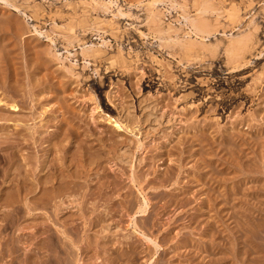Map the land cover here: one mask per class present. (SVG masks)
I'll use <instances>...</instances> for the list:
<instances>
[{"label": "rangeland", "instance_id": "374dc122", "mask_svg": "<svg viewBox=\"0 0 264 264\" xmlns=\"http://www.w3.org/2000/svg\"><path fill=\"white\" fill-rule=\"evenodd\" d=\"M97 1L0 0V99L10 87L26 106L32 94L34 115L45 110L36 136L61 143L46 154L63 159L58 172L84 177L49 186L67 191L65 202L40 207V191L33 218L0 201V264H264V0ZM183 17L209 29L194 34ZM241 35L252 48L230 60ZM59 235L70 243L58 263L49 249Z\"/></svg>", "mask_w": 264, "mask_h": 264}, {"label": "bare ground", "instance_id": "6f19581e", "mask_svg": "<svg viewBox=\"0 0 264 264\" xmlns=\"http://www.w3.org/2000/svg\"><path fill=\"white\" fill-rule=\"evenodd\" d=\"M95 4H100L97 0H92ZM103 1V0H102ZM110 1V4L112 3L113 4V2H114V0H109ZM163 0H152V1H150V2H148V4L147 5H150V6H152V7H157L158 5H159V3H161ZM199 1V0H198ZM197 1V2H198ZM207 1H209V0H207ZM202 2H204V1H202ZM201 2V3H202ZM90 3V2H89ZM200 3V4H201ZM205 3V2H204ZM207 3V2H206ZM209 3V2H208ZM208 3H207V5H208ZM239 3V2H238ZM241 3V2H240ZM88 3H86V5H87ZM199 4V3H198ZM203 4V3H202ZM237 5V4H236ZM116 6V5H115ZM142 6V5H141ZM240 6V5H239ZM15 7V6H14ZM90 7V6H89ZM102 7H104L105 9H107L108 10V5L106 4V5H103ZM120 7V6H119ZM237 7V6H236ZM242 7V6H241ZM213 8V7H212ZM218 8V7H217ZM198 9H200V8H198ZM215 9V8H214ZM16 10H17V8H16ZM92 10H93V8H92ZM91 10V11H92ZM98 10V9H97ZM201 10V9H200ZM202 10H206V9H202ZM201 10V11H202ZM207 10H208V8H207ZM129 11V10H128ZM151 12L149 13V15H148V18H149V16H150V21L151 22H156V19H157V14L153 11V10H150ZM93 12V11H92ZM209 12V11H208ZM251 12V11H250ZM128 13V12H127ZM190 13V12H189ZM200 13H202V12H200ZM207 13V12H206ZM206 13H202V14H206ZM210 13V12H209ZM215 13V12H214ZM120 15H125L124 14V12H120L119 13ZM27 15V14H26ZM159 15V14H158ZM113 16H114V14H113ZM116 16V15H115ZM227 16V15H226ZM120 17V16H119ZM237 17V16H236ZM239 17V16H238ZM133 18V17H132ZM183 18H185L186 19V21L187 22H189V27L191 28V31L194 33V34H203L204 32H205V34H206V29H207V27H208V24L209 23H207L206 22V24L205 23H203V22H198V20H196L195 18H192V17H183ZM120 19V18H119ZM258 19V18H257ZM239 20V19H238ZM158 21V20H157ZM161 21V20H160ZM237 22V21H236ZM263 22V21H262ZM108 23V22H107ZM225 23V22H224ZM257 23V22H256ZM157 24V23H156ZM107 25V24H106ZM257 25V24H256ZM259 25V24H258ZM34 26V25H33ZM155 26V25H154ZM153 26V27H154ZM160 26H161V24H160ZM223 26V25H222ZM96 27V26H95ZM255 27V26H254ZM120 28V27H119ZM257 28V27H256ZM208 29H209V27H208ZM254 30H255V28H253ZM259 29V28H258ZM34 30L39 34V35H41L42 34V32H40L39 30H37L35 27H34ZM161 30H163V28L161 29ZM165 30V29H164ZM250 30H252V28L250 29ZM260 30V29H259ZM157 31H159L160 32V30L159 29H157ZM189 31V30H188ZM249 32H251V31H249ZM248 32V33H249ZM254 32V31H253ZM253 32H251V33H253ZM215 33V32H214ZM247 33V35L248 36H250V34H248ZM222 34V33H221ZM244 34V33H243ZM212 35V34H211ZM245 35H246V32H245ZM146 36V35H145ZM233 36V35H232ZM239 36V35H238ZM248 36H240L239 38H237V39H235V40H232L231 41V44H230V46L227 48V51H225V52H228L229 53V55H230V60L231 59H234V58H237V59H239V58H244L245 57V54H247V52H249L250 50H251V48H252V46L250 47V43H249V37ZM252 36V35H251ZM253 37V36H252ZM51 38V37H50ZM251 38V37H250ZM48 39V38H47ZM231 39V38H230ZM49 40V39H48ZM51 40V39H50ZM258 40V39H257ZM190 41V40H189ZM229 41V40H228ZM254 41V40H253ZM252 41V42H253ZM54 42V41H53ZM167 42V41H166ZM191 42V41H190ZM55 43V42H54ZM176 43H177V41H176ZM192 43V42H191ZM205 44V43H204ZM91 46L90 47H88V48H82L84 51L83 52H85V51H90L91 53H92V51L94 52V51H96L94 48H95V44L94 45H92V44H90ZM207 45V44H206ZM206 45H205V48H206ZM253 45V44H252ZM85 46V45H84ZM83 46V47H84ZM225 46V45H224ZM261 46V45H260ZM87 47V46H86ZM218 50V49H217ZM90 52H89V54H90ZM86 53V52H85ZM264 53V49H262V50H260V55L261 54H263ZM90 56V55H89ZM246 58V57H245ZM229 60V61H230ZM249 60V59H248ZM236 61V60H235ZM238 61V60H237ZM251 61V60H250ZM235 63V62H234ZM241 63V62H240ZM239 63V64H240ZM233 67V66H232ZM234 69H236V71H241V69H243V68H241V65H238V64H235V66H234ZM238 69H240V70H238ZM263 69V68H262ZM233 70V69H232ZM68 71V70H67ZM13 72V71H12ZM262 72V71H261ZM233 73V72H232ZM263 73V72H262ZM264 74V73H263ZM3 77V76H2ZM0 78H1V76H0ZM19 78V77H18ZM34 79V78H33ZM262 79V78H261ZM23 81V80H22ZM33 83V82H32ZM217 83L219 84V81H217ZM7 84V83H6ZM28 85V84H27ZM31 86V85H30ZM225 86V85H224ZM61 87V86H60ZM216 87V86H215ZM222 87V86H221ZM33 90V89H32ZM14 92H16V91H13L12 90V88H10V87H7L3 92H2V94L4 93L5 94V97H3V99H0V106L1 105H6V106H8V107H10V110L9 109H5L6 110V115H7V111H12V112H14V116H16V117H13V115H11L12 117H9V116H6L5 114L3 115V113L1 112V114H0V154H3L4 156V159H3V161H4V165H1L2 167L4 166V168L2 169L1 167V170H0V176L3 178V179H0V182H1V180H2V182H1V185L2 184H4V186H3V189H2V191L1 192H3V191H5L3 194L2 193H0V201H2L1 203H3L4 201H6L5 203L7 204V205H15L16 206V204L17 205H24V206H26L27 207V209H23V210H27V211H24L25 213L27 212L30 216L32 215V212H33V210H34V208H32L31 206H30V204H33V203H31V202H33L35 199H32V198H34L40 191H42L43 193L42 194H40V195H38L39 196V198H37V199H39L38 201H42L43 203H44V205H41L40 207H43V206H45V204L47 205L48 203H54L53 201H55V200H57V199H59V201L61 202V201H64V199H66V198H68L69 196H71V195H69L68 196V194H67V191L66 192H64V190H60V191H57V190H59V189H62V187H59V189L58 188H53V190L54 189H57L55 192H52V189H48L49 188V186H53L54 185V181H58V180H61L60 181V183L59 184H61L62 183V181H63V179H64V177H68V176H70L69 178L70 179H72L73 177H81V176H83V173L81 174V176H80V173L81 172H79V174H75V173H77V171H75V170H77V168H78V164H77V168L74 170L75 171V173H72V172H70V174L67 176V174H65V172L63 173V172H61V171H59V172H61V174L58 172V164L61 162H63V159H62V161H60L59 163H57L56 162V166H55V162H53V160L52 159H54V157L52 156V157H50V154L48 155V154H46V152L49 150V148H50V146L51 145H54L55 143H56V141H53L52 140V136H53V132L51 131V132H49V131H47V133H48V136H46L45 138H47V139H43V141H42V137H40V136H36V134H38V135H41V134H39V133H36V130L34 131L33 130V123H34V125L36 124V118L34 117V116H37V115H34V111L33 110H35V105H37L35 102H36V99L37 100H39L38 98H35V104H31L32 102H33V98H32V96H30V95H32V94H29V96H28V99H29V102H26L27 103V105L26 106H24V105H19V103H17L16 101H15V98H14V96L16 95ZM29 93V92H28ZM19 94H20V91H19ZM33 94H34V92H33ZM37 94V93H36ZM0 95H1V93H0ZM26 95H28V94H26ZM25 95V96H26ZM19 96V95H18ZM21 96V95H20ZM62 96V95H61ZM27 97V96H26ZM0 98H2V96L0 97ZM8 99L7 101L6 100H4V99ZM22 98V97H21ZM57 98V97H56ZM261 98V97H260ZM16 99H18V98H16ZM42 99V98H41ZM25 100V99H24ZM27 100V99H26ZM28 101V100H27ZM32 101V102H31ZM39 102V101H38ZM23 103V102H22ZM25 103V104H26ZM3 107H5V106H3ZM28 108V111H29V115H27V117L25 116V117H23L22 115V117L21 116H18L17 117V115H16V113L17 112H21L22 111V108H23V110H24V108ZM211 108V107H210ZM4 109H2V111H3ZM4 110V111H5ZM25 110H27V109H25ZM3 111V112H4ZM33 111V112H32ZM36 111V110H35ZM24 112V111H23ZM26 112V111H25ZM44 112H45V110L43 111V113H36V114H41V117H42V115H43V117H44ZM24 114V113H23ZM9 115V114H8ZM19 115V114H18ZM40 116V115H39ZM20 117H21V119H20ZM41 117H38L37 116V120H38V118H41ZM43 117L40 119V121H43L42 119H43ZM23 118L25 119V120H23ZM26 118H28L27 120H26ZM12 120V121H11ZM67 120V119H66ZM39 121V120H38ZM48 121V120H47ZM10 122H12V123H10ZM32 122V123H31ZM37 123H39V122H37ZM41 123V122H40ZM39 123V124H40ZM41 124H43V123H41ZM48 123L46 122V125H47ZM45 125V123H44V126H46ZM36 126H37V124H36ZM40 126V125H39ZM42 127H43V125H41ZM55 126V125H54ZM62 126V125H61ZM71 126V125H70ZM118 126V125H117ZM123 126V125H122ZM35 127V126H34ZM59 127V126H58ZM118 127H120V125L118 126ZM36 128V127H35ZM39 128V127H38ZM47 128V127H46ZM60 128V127H59ZM66 128V127H65ZM45 129V128H44ZM68 129V128H67ZM41 130H42V128H41ZM47 130H48V128H47ZM59 130V129H58ZM39 131V130H38ZM71 132V131H70ZM73 132V131H72ZM80 132V131H79ZM52 133V134H51ZM61 133V132H60ZM68 133V132H67ZM56 134L57 133H55V136H56ZM66 134V133H65ZM72 134V133H71ZM69 136H70V134H69ZM37 137V138H36ZM41 139H40V138ZM58 137V136H57ZM67 137V136H66ZM79 137V136H78ZM261 138V137H260ZM53 139H56V137H53ZM60 139V138H59ZM82 139V138H81ZM85 139V138H84ZM76 140H77V138H76ZM64 141V140H63ZM78 141V140H77ZM76 141V142H77ZM202 141V140H201ZM59 142H60V140H59ZM61 142H62V139H61ZM98 142V141H97ZM63 143V142H62ZM80 143V142H79ZM231 143V142H230ZM56 144H60V146H61V143H56ZM64 144V143H63ZM261 144V143H260ZM65 145V144H64ZM78 145V144H77ZM60 146H59V148H60ZM81 146H82V144H81ZM254 146V145H253ZM48 147V148H47ZM45 148H47V151H45L44 149ZM93 148V147H92ZM238 148V147H237ZM264 148V147H263ZM58 149V148H57ZM68 149V148H67ZM43 150V152H41ZM52 150V149H51ZM59 150V149H58ZM77 150V149H76ZM84 150V149H83ZM97 150V149H96ZM240 150V149H239ZM45 151V152H44ZM56 151V150H55ZM79 151V150H78ZM44 153L45 154V158H43L42 160H40L41 158H42V155L43 154H41V157H40V154L39 153ZM71 152V151H70ZM69 152V153H70ZM76 152V151H75ZM84 152V151H83ZM96 152V151H95ZM48 153H50L49 151H48ZM53 153V152H52ZM62 153H64V152H62ZM82 153V152H81ZM98 153H100V152H98ZM79 154V153H78ZM53 155V154H52ZM80 155V154H79ZM0 156H2V155H0ZM59 156V155H58ZM77 156V155H76ZM84 156V155H83ZM103 156V155H102ZM91 157V156H90ZM95 157V156H94ZM107 157V156H106ZM62 158V157H61ZM65 158V157H64ZM75 158V157H74ZM100 158V157H99ZM134 158V157H133ZM1 159V158H0ZM76 159V158H75ZM80 159V158H79ZM91 159H92V157H91ZM90 159V160H91ZM97 159V158H96ZM96 159H94V161L96 160ZM234 159V158H233ZM72 160V159H71ZM2 161V160H1ZM0 161V162H1ZM2 161V162H3ZM57 161V160H56ZM65 161V160H64ZM92 161V160H91ZM93 161V162H94ZM98 160H96V162H97ZM169 161V160H168ZM78 162V161H77ZM87 162V161H86ZM89 162V161H88ZM92 162V163H93ZM95 162V163H96ZM208 162V161H207ZM247 162V161H246ZM82 163V162H81ZM80 163V164H81ZM85 163V162H84ZM90 163V162H89ZM91 163V164H92ZM98 163V162H97ZM68 165V164H67ZM132 165V164H131ZM255 165V164H254ZM84 166V165H83ZM85 166H87L86 164H85ZM84 166V167H85ZM88 166H90V164H88ZM74 167V166H73ZM76 167V166H75ZM89 168V167H88ZM65 169V168H64ZM247 169V168H246ZM256 169V168H255ZM248 170V169H247ZM63 171V170H62ZM82 171V170H81ZM85 171H87V170H85ZM82 172H84V170L82 171ZM67 173V172H66ZM89 173V172H88ZM63 174H65L66 176H64ZM86 173L84 172V175H85ZM93 174V173H92ZM236 175V174H235ZM86 177V176H85ZM82 178V177H81ZM80 178V179H81ZM84 178V177H83ZM82 178V179H83ZM133 178V177H132ZM80 179H77L78 181L80 180ZM65 180V179H64ZM67 180V179H66ZM65 180V181H66ZM73 180V179H72ZM129 180V179H128ZM134 180V179H133ZM136 180V179H135ZM134 180V181H135ZM167 180V179H166ZM65 181H63V182H65ZM71 181V180H70ZM70 181H67L68 183H69V185H70ZM74 181H76V179L74 180ZM74 181L73 182H71V184H73L74 183ZM77 181V182H78ZM66 182V183H67ZM66 183L65 184H63V188H65V185H66ZM79 183V182H78ZM82 183V182H81ZM122 183V182H121ZM135 183H136V181H135ZM141 183V182H140ZM53 184V185H52ZM76 184V183H75ZM75 184H73V185H75ZM0 185V186H1ZM55 185H56V183H55ZM77 185H79V184H77ZM202 185V184H201ZM62 186V185H61ZM66 186H68V184L66 185ZM143 186V185H142ZM239 186V185H238ZM70 187V186H69ZM71 187H74V186H71ZM77 187V186H76ZM51 188V187H50ZM75 188V187H74ZM80 188V187H79ZM78 187H77V189H79ZM148 188V187H147ZM77 189H76V191H77ZM0 190H1V187H0ZM49 190H51V192L52 193H50V192H47V191ZM67 190H69V188H67ZM75 190V189H74ZM80 190V189H79ZM120 190V189H119ZM69 191H73V190H69ZM75 191V192H76ZM94 191V190H93ZM88 192V191H87ZM146 192V191H145ZM69 193V192H68ZM95 195V194H94ZM230 195V194H229ZM244 195V194H243ZM75 196V195H74ZM209 196V195H208ZM241 196V195H240ZM64 197H66V198H64ZM87 197H89V196H87ZM98 197V196H97ZM210 197V196H209ZM230 197V196H229ZM255 197V196H254ZM64 198V199H63ZM74 198V197H73ZM73 198H72V200H73ZM83 198V197H82ZM143 198V197H142ZM165 198V197H164ZM32 199V200H31ZM63 199V200H62ZM70 199H71V197H70ZM102 199V198H101ZM146 199V198H145ZM208 199V198H207ZM232 199V198H231ZM237 199V198H236ZM245 199V198H244ZM210 199H208V201H209ZM58 201V202H59ZM67 202H68V200H66ZM71 201V200H70ZM75 200H73V203H75L74 202ZM100 201V200H99ZM185 201V200H184ZM210 201H212V200H210ZM41 202V203H42ZM65 202V201H64ZM63 202V203H64ZM128 202H129V204H130V201H127V204H128ZM132 202V201H131ZM141 202V201H140ZM224 202H225V200H224ZM77 203V202H76ZM82 203V202H81ZM145 203V204H144ZM143 204H144V206L143 207H140L139 208V206H138V208L140 209L139 211H138V209H136L138 212H140L141 214H143L144 216L146 215V212H147V210H149V209H147V204H146V202H144ZM148 203V202H147ZM38 204H39V202H38ZM58 204V203H57ZM116 204V203H115ZM149 204V203H148ZM261 204V203H260ZM2 205V204H1ZM5 205V204H4ZM34 205V204H33ZM36 206H37V201H36V204H35ZM34 205V206H35ZM60 205V204H59ZM67 205H68V203H67ZM66 205V206H67ZM73 205V204H72ZM134 205V204H133ZM24 206H22V207H24ZM49 206H51V204L49 205ZM61 206H64V204L62 205V203H61ZM69 206H71V202H70V205ZM129 206V205H128ZM127 206V207H128ZM132 206V205H131ZM130 206V207H131ZM38 207V206H37ZM36 207V208H37ZM46 207V206H45ZM54 207V206H53ZM68 207V206H67ZM78 207V206H77ZM124 207V206H123ZM3 208V207H2ZM5 208V207H4ZM10 208V207H9ZM18 208V207H17ZM20 208V207H19ZM18 208V209H19ZM49 208V207H48ZM47 208V209H48ZM60 207H57L56 209H57V211L58 210H60L59 209ZM63 208V207H62ZM69 208V207H68ZM120 208V207H119ZM134 208V207H133ZM137 208V207H136ZM1 209V208H0ZM12 209V208H11ZM39 209V208H38ZM38 209H37V211H38ZM55 209V208H54ZM53 209V210H54ZM65 209H67L66 207H65ZM91 209V208H90ZM96 209V208H95ZM135 209V208H134ZM22 210V211H23ZM36 210V209H35ZM80 210V209H79ZM128 210V209H127ZM130 210V209H129ZM128 210V211H129ZM9 211V210H8ZM127 211V212H128ZM137 211H136V213H137ZM2 212V211H1ZM18 212V211H17ZM35 212V211H34ZM33 212V213H34ZM60 212V211H59ZM63 212V211H62ZM97 212V211H96ZM134 212V211H133ZM10 213H12L11 211H10ZM9 213V214H10ZM19 213V212H18ZM26 213V214H27ZM53 213H56V211H54ZM58 213V212H57ZM56 213V214H57ZM61 213V212H60ZM139 213V214H140ZM148 213H149V211H148ZM260 213V212H259ZM8 214V215H9ZM28 214H27V216H28ZM36 214H38V213H36ZM36 214H35V216H36ZM55 214V215H56ZM59 214V213H58ZM57 214V215H58ZM140 214V215H141ZM11 215V214H10ZM17 215V214H16ZM56 215V216H57ZM134 215H136V214H134ZM148 215V214H147ZM7 216V215H6ZM75 216V215H74ZM247 216V215H246ZM32 217V216H31ZM47 217H49V216H47ZM148 217V216H147ZM254 217H256V216H254ZM5 218H7V217H5ZM5 218H4V220H5ZM33 218V217H32ZM249 218H251V217H249ZM58 219V218H57ZM0 220H1V218H0ZM8 221V220H7ZM6 222V221H5ZM13 223V222H12ZM56 223V222H55ZM64 223H66V222H64ZM11 224V223H10ZM66 225V224H65ZM10 226V225H9ZM92 226H94V225H92ZM1 227V226H0ZM5 227V226H4ZM3 227V228H4ZM16 227V226H15ZM74 227V226H73ZM12 228V227H11ZM11 228H9V229H11ZM35 228V227H34ZM96 228V227H95ZM53 230V229H52ZM59 231H61V230H59ZM63 231V230H62ZM61 231V232H62ZM68 231V230H67ZM81 231V230H80ZM92 231V230H91ZM54 232V231H53ZM61 232H59V233H61ZM64 232H66V231H64ZM48 233V232H47ZM50 233V232H49ZM56 233V232H55ZM63 233V232H62ZM61 233V234H62ZM68 233V232H67ZM64 234L63 233V235L64 236H66V235H68V234ZM20 234V233H19ZM53 234V233H52ZM60 234V235H61ZM16 235H17V232H16ZM55 235V234H54ZM56 235H58L57 233H56ZM58 236V239L54 242V243H50L51 245L53 244L54 245V249H49V247H45V249L46 248H48L50 251H54V255H55V257H54V255H53V258L54 259H56L57 261H58V263L59 262H62L63 261V259H62V261H59V260H61V258L63 257V255H62V257L60 256L61 254H63L62 253V250L64 251V249H66V247L64 246V245H62V244H64L66 241H64L65 239L67 240V244H69L70 243V241H69V243H68V239H69V237H67V238H63L62 236ZM141 235H144V233H142ZM1 236V235H0ZM50 236V235H49ZM49 236H47L48 237V239H49ZM7 237V236H6ZM5 237V238H6ZM12 237V236H11ZM14 237H15V235H14ZM13 237V238H14ZM38 237H40V236H38ZM93 237V236H92ZM146 237V236H145ZM71 238V237H70ZM15 239V238H14ZM19 238L17 237V240H18ZM52 239L53 240H55L53 237H52ZM72 239V238H71ZM70 239V240H71ZM76 239V238H75ZM50 240V239H49ZM152 240V239H151ZM10 241V240H9ZM13 241V240H12ZM15 242H17L18 243V241H20V240H18V241H16V240H14ZM52 241V240H51ZM50 241H48V243H49ZM72 242V241H71ZM87 242V241H86ZM0 243H1V241H0ZM11 243H13L14 244V242H10V244ZM21 243V242H20ZM19 243V244H20ZM73 243V242H72ZM134 243V242H133ZM132 243V244H133ZM153 243H155V241L153 242ZM2 244V243H1ZM0 244V245H1ZM7 244H8V242H7ZM7 244H5V245H7ZM4 245V244H3ZM53 245H52V247H53ZM60 245H62V247L64 248V249H62L61 250V246ZM130 245H131V243H130ZM133 245H135V244H133ZM8 246V245H7ZM6 246V247H7ZM11 246V245H10ZM10 246L8 247L9 249H10ZM158 246V245H157ZM157 246H156V248H157ZM2 247H5V246H1V249H2ZM16 247V246H15ZM34 247V246H33ZM69 247V246H68ZM120 247V246H119ZM132 247V246H131ZM41 247H39V249H40ZM128 248H130V247H128ZM133 248H135V246L133 247ZM136 248H138L137 246H136ZM150 248V247H149ZM231 248V247H230ZM4 249V248H3ZM8 249V250H9ZM11 249H12V246H11ZM11 249H10V251H11ZM34 249V248H33ZM32 249V250H33ZM42 249V248H41ZM68 249H70V248H67V250ZM117 249V248H116ZM115 249V250H116ZM132 249V248H131ZM5 250H6V248H5ZM113 250V249H112ZM119 250V249H118ZM128 250V249H127ZM126 250V251H127ZM130 250V249H129ZM134 250V249H133ZM138 250V249H137ZM136 250V251H137ZM163 250V249H162ZM19 251V250H18ZM41 251H43L44 252V249L43 250H41ZM83 251V250H82ZM151 251V250H150ZM157 251V250H156ZM3 251H1V253H2ZM13 251H11V253H12ZM16 252V251H15ZM34 252V251H33ZM39 252H40V250H39ZM38 252V253H39ZM52 252L50 253V254H52ZM65 252V251H64ZM72 252V251H71ZM120 252L121 251H119V254H120ZM125 252V251H124ZM134 253H135V250L133 251ZM141 252V251H140ZM254 252V251H253ZM7 253H8V251H7ZM6 253V254H7ZM17 253V252H16ZM65 253H68V252H65ZM113 253H115V252H113ZM112 253V254H113ZM122 253V252H121ZM128 252H126V256L128 255L127 254ZM4 254V253H3ZM3 254H2V256H3ZM13 254V253H12ZM40 254H42L41 252H40ZM45 255H47L46 253H44ZM44 254H43V256H44ZM71 254V253H70ZM123 255H124V253H122ZM131 256H132V254H131V252L129 253ZM256 254V253H255ZM5 255V254H4ZM13 255H16L15 253L13 254ZM34 255V254H33ZM65 255H68V254H65ZM64 255V256H65ZM123 255H121V256H123ZM129 255V256H130ZM39 256H41V255H39ZM1 257V256H0ZM16 257V256H15ZM48 257H49V255H48ZM47 256H46V258H48ZM52 256H50V258H51ZM66 257H71V255L70 256H66ZM112 257V256H111ZM116 257H117V255L115 256V258H114V256H113V258L112 259H115V262H117L118 260H119V258L118 259H116ZM14 258V257H13ZM25 258V257H24ZM45 258V259H46ZM53 258H51V259H53ZM64 258V257H63ZM17 259H18V257H17ZM40 259H42V256L40 257ZM44 258H43V260H45ZM50 259V260H51ZM66 259H68V261L67 262H69V264H70V259L69 258H66ZM66 259H64L65 260V262H66ZM73 259V258H72ZM121 259V258H120ZM13 260H15V258L13 259ZM12 260V261H13ZM42 260V261H43ZM47 261H48V259H46ZM46 260H45V262H46ZM85 260V259H84ZM117 260V261H116ZM4 261V260H3ZM78 261V260H77ZM87 261V260H86ZM262 261V260H261ZM52 262V261H51ZM51 262H47V264H50ZM54 262V261H53ZM56 262V261H55ZM64 262V261H63ZM64 262V263H65ZM74 262V260L72 261V264H74L73 263ZM85 262V261H84ZM114 262V261H113ZM9 263V262H8ZM13 263H14V261H13ZM41 263V262H40ZM63 263V264H64ZM75 263H76V261H75ZM12 264V263H11ZM52 264H54V263H52ZM109 264H111L110 263V259H109ZM245 264V263H244Z\"/></svg>", "mask_w": 264, "mask_h": 264}]
</instances>
